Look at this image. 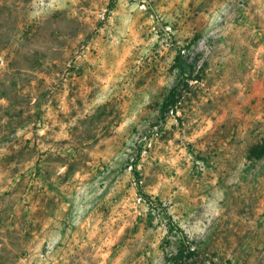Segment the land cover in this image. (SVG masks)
Wrapping results in <instances>:
<instances>
[{
	"label": "rangeland",
	"instance_id": "1",
	"mask_svg": "<svg viewBox=\"0 0 264 264\" xmlns=\"http://www.w3.org/2000/svg\"><path fill=\"white\" fill-rule=\"evenodd\" d=\"M256 144L264 0H0V264H264Z\"/></svg>",
	"mask_w": 264,
	"mask_h": 264
},
{
	"label": "trees",
	"instance_id": "2",
	"mask_svg": "<svg viewBox=\"0 0 264 264\" xmlns=\"http://www.w3.org/2000/svg\"><path fill=\"white\" fill-rule=\"evenodd\" d=\"M176 102H177V98L175 97V91H174V94L172 96H170V98H168L167 101L165 102V109L169 110L170 108L175 106ZM261 148H263V146L261 144H256L255 146H253V148L251 149V152H250L251 156L256 157V158L261 157L264 154V152L261 151ZM143 196H144L145 201L149 205H154L153 206L154 208L157 207L158 209H161L164 212L167 211L166 207L162 204V202H158V203L154 204V202L151 200L149 195L144 194ZM174 227L176 229H178V231H180L179 230L180 228L177 225H175ZM194 251L195 250L192 249L191 246L186 245V246H184V249L181 250L180 254L183 255L185 253L186 256H191V255H193L195 253Z\"/></svg>",
	"mask_w": 264,
	"mask_h": 264
}]
</instances>
